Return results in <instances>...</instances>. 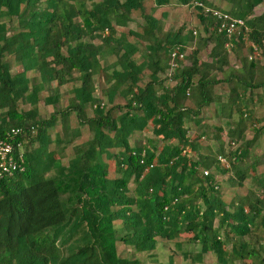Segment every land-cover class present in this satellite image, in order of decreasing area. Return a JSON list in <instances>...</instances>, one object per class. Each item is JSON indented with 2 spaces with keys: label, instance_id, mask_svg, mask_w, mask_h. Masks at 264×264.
<instances>
[{
  "label": "trees",
  "instance_id": "obj_1",
  "mask_svg": "<svg viewBox=\"0 0 264 264\" xmlns=\"http://www.w3.org/2000/svg\"><path fill=\"white\" fill-rule=\"evenodd\" d=\"M144 2L0 0V19L15 23L0 22V138L10 128L22 130L17 139L25 165L23 173L0 179V264H133L117 255L116 243L136 254L149 253L158 239L170 242L182 233L187 244L198 245L193 262L210 252L219 264H264V251L259 257L243 240L255 227L264 229V200L244 195L226 203L216 191L217 177L228 175L230 187L240 188L257 165L242 169L264 135V61L259 67L256 60L245 65L241 51L258 49L264 60V0H150L151 10L198 2L242 19L244 29L229 37L217 32L218 21L195 5V36L183 35V27L162 35V22L145 11ZM260 5L263 11L254 15ZM133 12L144 24L139 31L123 32ZM186 46L192 48L184 55ZM205 51L214 68L202 69L200 53ZM173 53L171 67L167 62ZM231 54L237 67L221 69ZM106 56L117 59L109 74L101 67ZM15 63L19 69L11 71ZM29 73L38 81L31 83ZM100 75L107 106L94 97L93 79ZM167 81L173 85L165 86ZM66 84L71 87L67 104L39 119L40 92L54 85L55 94L43 102L56 106ZM217 85L229 90L213 110L225 120L227 141L214 135L216 147L205 149L200 146L205 132L195 134L187 124L200 127L202 112L216 103ZM19 103L30 109L19 110ZM254 104L261 108L260 117L252 113ZM71 114L89 138L87 151L75 153L63 166L58 156L44 153L47 131L58 123L66 134ZM148 128L146 146L129 145ZM249 129L252 136L244 139ZM223 130L217 127L216 133ZM62 141L56 137L55 146ZM211 167L206 177L200 174ZM260 192L264 195V179ZM115 221L123 237L116 234Z\"/></svg>",
  "mask_w": 264,
  "mask_h": 264
},
{
  "label": "rangeland",
  "instance_id": "obj_2",
  "mask_svg": "<svg viewBox=\"0 0 264 264\" xmlns=\"http://www.w3.org/2000/svg\"><path fill=\"white\" fill-rule=\"evenodd\" d=\"M97 1V0H95ZM194 5H187V6H180L176 5L175 3L165 7V8H158L156 10H151V3L150 0H145L144 2V8L147 13H150V15L158 19L162 22V35L169 32V31H176L180 27H183V35L191 34L192 36H195L199 31V22L198 19L196 18V11L193 8ZM263 11V6H257L254 8V15L261 13ZM131 20L132 22L127 25L125 28L122 29L123 32H128V31H139L140 27L144 24V21L138 16L137 12H133L131 15ZM1 21H5L7 23V26L9 27L12 26L13 22H8L5 19H0ZM119 30V29H118ZM117 30V31H118ZM195 32V34H193ZM94 44H97V42H94ZM247 48V46H245ZM192 47L186 46L184 49L183 54L187 55L189 51L191 50ZM143 51V48H140V51L135 54V60L139 62L142 57L140 56ZM253 53H249L247 49H243L241 53H243V57L246 58L245 65H248L250 61L256 60V65L258 67L262 64L263 57H261L260 52L258 49H252ZM200 63L202 66V69L205 67H212L214 68L213 65H211L208 62V54L207 52H202L200 53ZM256 58V59H255ZM170 60L167 62L168 64L171 63L172 56L169 58ZM115 56H106L105 60L101 62V67H103L108 74L111 72L112 68L115 66V61H116ZM162 60H167V58H162ZM236 58L234 57L233 54L230 55V59L226 65H220L221 69L226 68L227 66H232L233 68L237 67L236 63ZM14 67H11V71L14 69H19L18 63H15L13 65ZM211 68V69H212ZM148 71L143 73V80H146ZM160 77L162 75L159 74ZM220 76V75H219ZM27 77L29 81L32 83V79H35V82L38 81L36 79L35 74L29 73L27 74ZM259 82V77H255V83ZM173 85V82L167 81L165 83V86H171ZM231 86L234 84L233 82L230 84ZM70 86V85H69ZM93 86L96 87V93H95V98H98V100H101L104 105L105 103V98H104V83L103 79L100 76L96 77L93 79ZM66 88L68 87L65 86ZM64 87V88H65ZM61 93L63 95H60L59 93V100L56 106H51V105H45L43 102V99L47 96H52L54 95V91L50 87L49 89H44V91L40 92L37 104H36V109H37V117L39 119H47L49 115L52 113L53 110L60 111L63 109V107L67 104L68 98L71 96L70 92H65L63 89ZM65 88V89H66ZM104 89V90H103ZM215 91V100L216 103L214 106L217 105V102L222 103L225 101L226 96H228L229 90L227 86L225 85H217L214 88ZM115 103H122V100L119 98L114 99ZM107 106V105H106ZM219 106V104H218ZM213 106L210 105L209 108H212ZM18 109L27 111L30 109L29 105H24V104H18ZM256 117H260L261 115V108L258 104H254V109L252 112ZM86 114L90 115L91 111L89 109H86ZM209 114V115H208ZM203 116V122L201 123L200 127H195L192 125V123H188L187 126L190 127V129L194 130L195 134H199L201 132H205V137L200 141V146L205 149H214L216 147V139L213 138L214 135L217 136L218 139L222 140L223 142L227 141L226 137V132H228V128L226 125H224L225 120L221 119L218 120L215 115L210 113V110H204L201 114ZM76 121L74 118V115L71 114L69 117V122L68 126L69 128L73 129V127L76 126ZM217 127H222L224 130L221 132V134L216 133V128ZM62 128L61 126L57 123L53 128H50L49 131H47V136L49 139V142L47 144V148L44 151L46 152H51L52 154L58 156L57 158L60 160L61 164L63 166L67 165V161L75 154V153H82L87 151L86 148V140L89 138V134L86 129L83 130V133L81 132V135L76 133L78 136H76L75 140L72 143H65V141H62L59 146H55L56 142L55 139L56 137L61 138L64 140L63 134H62ZM252 129H249L248 131L245 132L244 134V139L245 138H250L252 136ZM189 132L188 134H190ZM68 136L65 137L67 139L70 136V132L68 131ZM150 137V129L148 128L147 130L141 132V133H136L134 137H132L129 140V145L132 146L133 142H136V144L146 146L147 140ZM242 138V139H243ZM233 147V146H232ZM237 148L233 147V150ZM62 149V151H60ZM228 150H230V147H224V152L226 153ZM24 151V148H23ZM60 151V152H59ZM223 158V157H221ZM225 161L227 160L225 157L223 158ZM227 162V161H226ZM253 162H256V168L253 173L248 172L246 175V178L240 188H232L227 182V178L229 177L228 175L220 176L216 178V186H217V193L219 194L220 197L226 202L229 203L230 199L233 196H237L238 198H243L244 195H247L251 201H255L258 198H262L264 200V195L261 194L260 192V184L262 183V180L264 179V135L260 136L256 142L254 143L248 158L245 160L243 163L242 169L244 167H249ZM114 164H111V167H113ZM214 169L211 167L207 170H199L200 174L201 171L206 172L208 174L209 171H213ZM249 170V169H248ZM202 175V174H201ZM108 176H112V172L108 173ZM129 190L131 191L133 188L132 183L129 184L128 186ZM260 198V199H261ZM216 225V224H215ZM121 224L119 221L114 222V229L117 231L116 234H118V237H123L125 234L123 232H120ZM253 234L250 236L245 237L243 239L244 241H247L248 246L247 249H254L258 252L259 257H262V251H264V229L261 228V226H257L254 228ZM186 234L182 233L180 234L177 238H174L173 241L167 242V241H162V239H158V242L156 244V248L154 251H151L149 253H134L131 248L126 247L125 245L121 243H116V252L117 255L121 258H125L126 260L132 261L133 264H167L168 260L171 258L172 259V264H219L215 260V256L209 252V254L203 255L202 258L200 259L199 262H193L192 261V256H194L196 253H198L199 248L198 245H191L187 244L185 241ZM179 244V245H176ZM259 245L262 247L261 250L258 249ZM230 245H226L225 249L228 251ZM252 261L255 262V260L252 259ZM250 260H245L244 264H249ZM231 264H243L241 262L235 261L232 262Z\"/></svg>",
  "mask_w": 264,
  "mask_h": 264
},
{
  "label": "built area",
  "instance_id": "obj_3",
  "mask_svg": "<svg viewBox=\"0 0 264 264\" xmlns=\"http://www.w3.org/2000/svg\"><path fill=\"white\" fill-rule=\"evenodd\" d=\"M193 5L197 6L202 13L210 14L211 17L215 18L218 21L217 32L224 33L227 37L238 32L240 28L244 29L245 24L242 19H235L222 10L209 8L198 2H194ZM171 55L172 58L175 56L174 53ZM170 66L173 65L170 63ZM30 129V133H33L34 129ZM21 131L19 127L10 128L9 131L5 132L4 137L0 138V179L24 172L23 145L17 139L21 135ZM217 160L221 163H227L221 157H218ZM201 174L203 177L207 176L206 172L202 171Z\"/></svg>",
  "mask_w": 264,
  "mask_h": 264
},
{
  "label": "crops",
  "instance_id": "obj_4",
  "mask_svg": "<svg viewBox=\"0 0 264 264\" xmlns=\"http://www.w3.org/2000/svg\"><path fill=\"white\" fill-rule=\"evenodd\" d=\"M67 85H68V87L66 88L65 86H67ZM69 85H70V84H66V85L63 86V88H64V87L66 88V89H65V88L63 89L65 92H67V91L70 90L71 87H70ZM51 88L53 89V88H54V85H52ZM95 89H96V87L93 86V90H94L93 92L96 91ZM59 91H60L59 93H61L62 90H59ZM95 93H96V92H95ZM60 95H63V94L61 93ZM60 95H59V96H60ZM212 106H213L212 108H208V109H206V110H207V111L210 110V113L213 114V110H214L215 108L218 109V107H217V106H218V103H217L216 106H214V105H212ZM208 115H209V114H208ZM75 124H76V123H75ZM79 128H80V127L77 126V124H76L75 127H73V129L70 128V131H69V132H70L71 137H76V136H78L77 134L75 135V133H73L74 131H75L76 133L79 132V133H78L79 135H81V132L83 133L84 128H80V129H79ZM72 131H73V132H72ZM62 134H63V137H64V136H65V137L68 136V135H67L68 132H67L66 134L62 132ZM65 137H64V140H66ZM64 140H63V141H64ZM59 152H60V151H59Z\"/></svg>",
  "mask_w": 264,
  "mask_h": 264
}]
</instances>
